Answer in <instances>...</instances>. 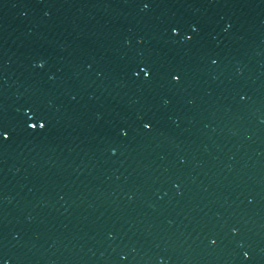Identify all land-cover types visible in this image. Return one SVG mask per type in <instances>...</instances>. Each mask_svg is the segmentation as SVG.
Here are the masks:
<instances>
[{
  "label": "water",
  "instance_id": "water-1",
  "mask_svg": "<svg viewBox=\"0 0 264 264\" xmlns=\"http://www.w3.org/2000/svg\"><path fill=\"white\" fill-rule=\"evenodd\" d=\"M0 127V264H264V0H0Z\"/></svg>",
  "mask_w": 264,
  "mask_h": 264
},
{
  "label": "snow or ice",
  "instance_id": "snow-or-ice-1",
  "mask_svg": "<svg viewBox=\"0 0 264 264\" xmlns=\"http://www.w3.org/2000/svg\"><path fill=\"white\" fill-rule=\"evenodd\" d=\"M149 6H150V3H147V2L144 3V7L145 8H148ZM172 32L175 33V34H179V28L178 27H174L172 29ZM188 39H191V37H188ZM213 63H216V61H213ZM141 72L143 73V75L146 78H150L151 75H152V70L148 66H144L143 68H141L140 71H138L136 73V75L139 76L141 74ZM172 78L176 82H179L180 79H181V75L179 73H174ZM30 127L32 129H35L37 127V125L36 124H31ZM39 127L41 129L45 128L46 127V122L42 120V123L39 124ZM144 127L146 129L150 130L152 128L151 122H146L144 124ZM124 135H127V132H125ZM11 136H12V133L9 130H7L6 128L0 127V139H2V141H7V140L11 139ZM212 243L215 244L216 241L214 240V241H212ZM244 256H245V258H250V254L248 252H244Z\"/></svg>",
  "mask_w": 264,
  "mask_h": 264
}]
</instances>
